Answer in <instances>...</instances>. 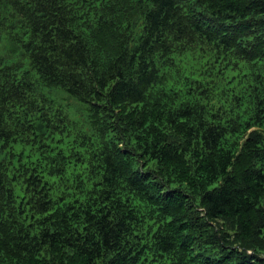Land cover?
I'll use <instances>...</instances> for the list:
<instances>
[{"label":"clouds","instance_id":"obj_1","mask_svg":"<svg viewBox=\"0 0 264 264\" xmlns=\"http://www.w3.org/2000/svg\"><path fill=\"white\" fill-rule=\"evenodd\" d=\"M232 247L264 262V0H0V264Z\"/></svg>","mask_w":264,"mask_h":264},{"label":"trees","instance_id":"obj_2","mask_svg":"<svg viewBox=\"0 0 264 264\" xmlns=\"http://www.w3.org/2000/svg\"><path fill=\"white\" fill-rule=\"evenodd\" d=\"M226 255L227 259L224 261V264H252V261L255 259V256H249L246 250L235 247H232ZM257 259L260 258L257 257ZM256 264H264V262L256 260Z\"/></svg>","mask_w":264,"mask_h":264}]
</instances>
